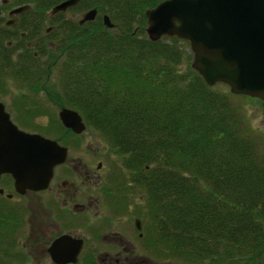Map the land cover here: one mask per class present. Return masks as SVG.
I'll list each match as a JSON object with an SVG mask.
<instances>
[{
	"label": "trees",
	"instance_id": "trees-1",
	"mask_svg": "<svg viewBox=\"0 0 264 264\" xmlns=\"http://www.w3.org/2000/svg\"><path fill=\"white\" fill-rule=\"evenodd\" d=\"M65 1L0 0V93L9 80L37 89L56 72L53 101L103 136L122 157L128 184L142 190L146 247L157 256L175 264H264L257 134L228 87L209 86L192 68L187 41L148 38L146 13L165 0H80L53 15ZM25 6L18 24L7 26L3 14ZM94 9L93 22L68 16ZM121 197L111 206L122 209Z\"/></svg>",
	"mask_w": 264,
	"mask_h": 264
},
{
	"label": "water",
	"instance_id": "water-1",
	"mask_svg": "<svg viewBox=\"0 0 264 264\" xmlns=\"http://www.w3.org/2000/svg\"><path fill=\"white\" fill-rule=\"evenodd\" d=\"M80 0H68L53 8L52 13L66 12ZM30 7L14 9L19 15ZM97 10L88 11L81 23L93 22ZM147 36L151 41L177 37L190 44L192 68L214 87L224 84L232 94L255 97L264 107V0H166L146 13ZM104 25L112 29L109 16ZM17 19L7 22L16 25ZM62 125L75 135L87 127L75 110L63 108ZM68 148L40 134L20 130L0 102V179L11 175L20 193L40 192L49 188L57 167L66 163ZM141 230V221L135 222ZM83 240L63 235L49 253L56 264H76Z\"/></svg>",
	"mask_w": 264,
	"mask_h": 264
},
{
	"label": "rangeland",
	"instance_id": "rangeland-1",
	"mask_svg": "<svg viewBox=\"0 0 264 264\" xmlns=\"http://www.w3.org/2000/svg\"><path fill=\"white\" fill-rule=\"evenodd\" d=\"M86 13L87 12H82L76 15L69 14L68 16L73 17V19L82 20ZM14 17L15 16H10L9 12L3 14L5 22L13 20ZM17 24L18 20L16 25ZM53 77V80L51 79L47 84L31 90L17 81L9 80L5 92L2 94L0 93V102L5 105L13 122L20 130L28 133L40 134L49 139L53 138V140L59 139L57 141H60L61 145L68 147L72 151V154L78 153V151L81 150L80 152L88 155V152L100 149L104 152L106 157L104 161L112 166L110 171L107 170V173L110 172L111 174L109 177L110 181L107 182V185L103 184L102 186L111 187L113 191L112 194L109 193L106 196L101 194H99L100 196H98V194L95 196L96 198L98 197L97 201L99 203L97 206L95 204L96 207L92 208L93 219L91 223L93 226L88 227L86 219L81 214H74L73 212L70 214L61 213V215H59L60 218L58 219L61 222L60 231L64 232L69 230L70 228L66 229V227L72 225L71 227L73 228L71 230L87 238L89 245L96 244L104 246L105 244L101 241L92 240V236L108 232H122L125 235H133L132 232L136 230L135 221L139 219L142 221V233L144 236L141 239V243H137L135 255L149 259L152 264H175L174 260L173 263H171L170 261L167 262L166 259L164 260L163 257L157 256L151 246L150 248L146 247L147 239L145 236L147 229L145 225L146 220L143 214L144 194L142 190H134L133 186L128 184V173L122 166V157L115 151V149H113L111 144L98 132L88 127L80 136H72L67 134L64 130H61L59 113L66 107L60 106L59 103L56 102L57 100L55 97H57L59 91L56 72ZM228 90H230L229 87ZM233 95L236 96L234 101L241 109L249 127L257 134L256 138L261 147V151L264 154L263 101L255 97ZM53 99L56 101H53ZM77 144H82L83 147H80ZM76 145L78 147H76ZM84 145H88V149H85ZM4 179L0 182V188L2 189H5L4 187L6 185ZM116 187H119L123 193H118L115 190ZM6 193H9V190H7ZM108 196L112 197V199L116 198L117 200L118 197L122 196V201H126V205L118 210V208L111 206L110 197ZM33 202V211H31V213H34L36 216L43 215V217L38 218L42 219V221L46 220L48 212L45 213L36 199H33ZM3 212H9V201L0 197V213ZM37 220L40 221L39 219ZM37 220H35L36 226L33 228V225L31 224L28 230H26L27 232L22 230L16 231L14 229L12 232V230L9 231V229L6 230V228H3V230L0 229V264H5L7 262H9V264H39L40 260L41 264H50L49 260H47V257L41 250L34 249L33 253H29L24 251V248L22 247L24 242L21 241L18 243L20 239H27L28 235L34 234L33 229L35 231L38 230L39 227L37 228V225L39 222L36 223ZM41 230H45L44 233H46L47 237L57 235L59 232V230L52 227L45 228L44 225L39 229V231ZM18 246L21 249H19ZM33 259L36 260L34 261Z\"/></svg>",
	"mask_w": 264,
	"mask_h": 264
},
{
	"label": "flooded vegetation",
	"instance_id": "flooded-vegetation-1",
	"mask_svg": "<svg viewBox=\"0 0 264 264\" xmlns=\"http://www.w3.org/2000/svg\"><path fill=\"white\" fill-rule=\"evenodd\" d=\"M15 17L18 19V15ZM77 145L83 147L82 144ZM77 145L76 147H78ZM88 147V145H84L85 149H88ZM80 151L73 153L75 154L73 155L68 148L66 163L55 169L49 188L45 191H26L22 194L16 190L15 181L11 175L2 176L0 182L5 178L6 185L5 189L0 188V197L9 201V212L0 213V227H4L6 230L9 229V231L12 230V232L13 229L25 232L31 224L34 228L36 226L35 220L39 219L40 221H36V223L39 222L37 225V228L39 227L38 230L35 231L33 229L34 234L28 235L27 239H20L18 243L24 242L22 247L24 251L29 253H33L34 249L41 250L50 264L56 263L52 260L49 250L53 243L63 235L83 240V248L76 264H152L149 259L135 255L137 243H141V239L144 236L142 226L141 230L136 228L132 232L133 235H125L122 232H108L92 236V240L101 241L105 244L104 246L89 245L87 238L71 230L73 228L71 227L72 225L66 227V229L70 228L69 230L60 231L61 222L58 219L61 213L70 214L73 212L74 214H81L86 219L87 226L92 227V208L99 203L97 201L98 197L96 198L95 196L97 194L98 196H100L99 194L106 196L109 193L112 194L113 191L111 187L102 186L103 184L107 185V182L110 181L109 177L111 174L110 172L107 173V170L110 171L112 169V166L104 161L106 158L104 152L96 149L85 155ZM7 190H9V193H6ZM115 190L117 191V187ZM33 199L40 203L45 213L48 212L46 220L42 221V219L38 218L43 217V215L36 216L31 213L34 205ZM111 199L112 197H110ZM43 225L45 228L52 227L59 230L58 234L47 237L46 233H44L45 230H41L43 233L39 231ZM18 248L21 249L19 246ZM33 260L35 261L36 259ZM5 264H9V262ZM39 264H41V260Z\"/></svg>",
	"mask_w": 264,
	"mask_h": 264
}]
</instances>
